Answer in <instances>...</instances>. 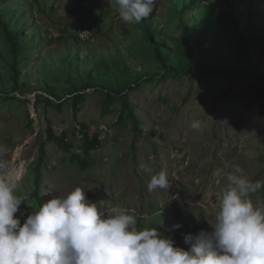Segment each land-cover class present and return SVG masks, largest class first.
<instances>
[{
	"label": "rangeland",
	"instance_id": "obj_1",
	"mask_svg": "<svg viewBox=\"0 0 264 264\" xmlns=\"http://www.w3.org/2000/svg\"><path fill=\"white\" fill-rule=\"evenodd\" d=\"M16 2L18 6L30 4V0ZM86 2L93 11L89 20H98L102 33L92 31L91 35L83 31L80 38L88 39L90 47L67 43L73 45L69 53L58 39L59 27L61 23L75 22L73 7ZM204 3L208 5L209 0ZM236 3L242 17L240 31L252 38L258 36L250 51V61L264 72V55L260 50L264 44V0H236ZM31 7L29 16L41 26L40 35L53 39V43H39L35 38L23 54L21 79L27 84L26 90L23 94L11 93L15 99H0V147L6 149L5 159L10 164L15 160L14 167H21L17 195L24 201L15 214L21 223L38 207L32 194L38 172L37 196L42 203L81 187L100 209L128 210L136 216L139 228H159L175 246L187 249L185 234L212 230L206 219L212 220L219 209L232 166L242 167L253 181H264V85L253 75L229 77L190 71L127 90L126 101L139 120L136 135L119 100L107 102L101 92L86 90L87 95L74 116L70 102L61 109L47 105L41 85L64 88L67 73L78 80L76 70L82 67L85 72L90 68L84 57L112 54L115 50L129 66L144 72L152 62L140 46V30L135 24L121 21L110 0H45L41 1L40 9L36 5ZM255 19L260 21L257 26L252 24ZM30 26L33 23L25 22L22 28ZM176 28L174 20L169 34H176ZM75 30L76 26L71 32ZM228 38L232 46L237 43L233 33L229 32ZM208 49L207 44L198 49L197 58ZM68 53L69 58L78 56L82 60L79 59V64L69 61L62 65L60 59ZM8 62V46L0 34V88L9 76ZM49 63L61 71L44 73L43 67ZM151 72L157 73L155 64ZM193 119L202 122L201 130L190 127ZM77 123L85 125L89 134L97 133L101 141L87 155L83 152L82 137L74 130ZM48 130L57 137L64 134L70 150L65 151L49 140ZM74 155L85 157V170L71 161ZM146 168L157 173L164 171L169 177V188L150 192L147 187L150 173ZM251 199L256 205H264V187ZM176 223L181 224L179 229L173 228Z\"/></svg>",
	"mask_w": 264,
	"mask_h": 264
},
{
	"label": "clouds",
	"instance_id": "obj_2",
	"mask_svg": "<svg viewBox=\"0 0 264 264\" xmlns=\"http://www.w3.org/2000/svg\"><path fill=\"white\" fill-rule=\"evenodd\" d=\"M110 4L121 21L139 24L151 16L156 0ZM189 125L202 129L199 119ZM5 154L0 147V264H264V205L251 199L264 181L251 180L239 165L227 175L214 218L206 219L212 230L185 234V249L159 228H139L128 210L100 209L81 187L46 200L21 223L15 214L24 198L17 195L18 177ZM146 171L150 192L169 188L164 171Z\"/></svg>",
	"mask_w": 264,
	"mask_h": 264
},
{
	"label": "trees",
	"instance_id": "obj_3",
	"mask_svg": "<svg viewBox=\"0 0 264 264\" xmlns=\"http://www.w3.org/2000/svg\"><path fill=\"white\" fill-rule=\"evenodd\" d=\"M41 1L45 0H30V4L18 6L19 3L16 0H0V34L8 46L9 53V76L6 78V84H2L0 88V99L2 100L15 99L11 93L23 94L26 90L27 84L21 79L25 49L35 42V38L39 43L44 41L47 44L53 43V39L47 40L40 35L42 33L41 26L29 16L31 6L36 5L40 9ZM236 4V0H209L208 5L204 3V0H156L151 16L147 20L135 24L138 31L140 30L139 33L142 34L140 46L145 49V57L152 62L147 70L141 72L135 70L134 66H129L118 50L112 54L98 56L94 54L83 59L88 62L90 68L85 72L82 71V67L80 70H76L78 80L67 73L66 87L64 88H56L50 84L41 85V90L45 93L42 98L47 105L57 109H61L63 105L70 102L75 116L87 95L86 90L101 92L107 102L119 100L122 103V108L127 111L125 115L131 120L132 128L138 135L139 120L126 101V91L143 83L161 81L167 77L182 76L187 75L190 71L202 70L205 73L214 72L229 77L235 74L244 77L253 75L264 85V72L256 64H252L249 58L258 36L253 35L252 38L240 31L239 25L242 17ZM20 8H24L23 11H19ZM73 10L77 16L75 22H70L69 25L61 23L62 27H59L61 34L58 36L59 41L66 45L69 53L73 51V45H67V43L89 46L88 39L80 38L83 31H88L91 35L93 32L102 33L99 29V21L89 20L93 11L87 2L75 5ZM253 13L255 17L256 12ZM174 20L177 21V28L174 30L176 34L173 35V32L169 34V30L173 28ZM25 22H31L33 26L22 28ZM259 23L260 21L255 19L252 24L257 26ZM75 26L78 30L71 32ZM229 32L236 37L237 43L234 46L229 41ZM205 44L209 49L203 51L197 58L198 49L202 50ZM98 49L100 46H97ZM260 50L264 55V44ZM69 53L60 59L61 64L66 65L69 61L79 64L82 59L78 56L69 58ZM132 57L136 56L133 54ZM153 64L157 68L156 74L151 72ZM60 71V68L53 69L51 63L43 67V72L47 75ZM74 130L83 139L85 155L101 145L98 134L95 132L89 134L85 125L77 123ZM48 138L64 148L65 151L70 150V144L64 141V134L63 137H57L51 130H48ZM42 155L43 148L40 150V159ZM71 161L78 164L83 170L86 169L84 164L87 160L85 157L74 155ZM38 183L39 173L37 172L35 189L32 193L37 206L42 204L41 198L37 196Z\"/></svg>",
	"mask_w": 264,
	"mask_h": 264
},
{
	"label": "bare ground",
	"instance_id": "obj_4",
	"mask_svg": "<svg viewBox=\"0 0 264 264\" xmlns=\"http://www.w3.org/2000/svg\"><path fill=\"white\" fill-rule=\"evenodd\" d=\"M17 154V153H16ZM15 155V154H14ZM15 158V156L13 157V159ZM17 159V158H16ZM15 162V160H13V163ZM11 164V166H12V169L14 170V172H15V175L18 177V179L21 177V170H20V168L21 167H14V164ZM21 165V164H20ZM19 166V165H18Z\"/></svg>",
	"mask_w": 264,
	"mask_h": 264
},
{
	"label": "built area",
	"instance_id": "obj_5",
	"mask_svg": "<svg viewBox=\"0 0 264 264\" xmlns=\"http://www.w3.org/2000/svg\"><path fill=\"white\" fill-rule=\"evenodd\" d=\"M86 38H88V36H86Z\"/></svg>",
	"mask_w": 264,
	"mask_h": 264
}]
</instances>
